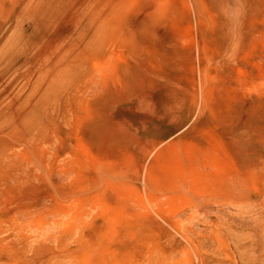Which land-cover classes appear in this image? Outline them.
<instances>
[{
    "label": "rangeland",
    "instance_id": "1",
    "mask_svg": "<svg viewBox=\"0 0 264 264\" xmlns=\"http://www.w3.org/2000/svg\"><path fill=\"white\" fill-rule=\"evenodd\" d=\"M232 1L21 8L41 125L0 148V264H264V0L231 29ZM142 92L170 117L110 133L111 104Z\"/></svg>",
    "mask_w": 264,
    "mask_h": 264
},
{
    "label": "bare ground",
    "instance_id": "2",
    "mask_svg": "<svg viewBox=\"0 0 264 264\" xmlns=\"http://www.w3.org/2000/svg\"><path fill=\"white\" fill-rule=\"evenodd\" d=\"M13 2L16 7L15 12L10 16L8 23L4 24L0 20V123L10 120L15 122L14 131L3 135L0 138V148L7 142L5 136L16 139L22 133L23 127L27 132L34 131L41 125L39 108L41 105L36 100L37 72H36V46L34 41H27L24 49L15 47L18 18L20 10L25 6H33L35 0H0V9L7 3ZM223 1V0H222ZM240 0H233L230 6L221 2L222 11L227 15L229 12L233 18L226 21L227 28H237L234 17L237 16ZM18 8V9H17ZM238 44V43H237ZM235 44V45H237ZM14 45V47H13ZM13 48V49H12ZM237 48V47H234ZM44 107V106H43ZM171 114L165 109L162 101L147 92H142L138 97L130 98L127 104L113 102L110 106L107 128L110 133H115L116 137L129 135L137 128H148L154 126L153 130H158L160 125L155 124L156 119L170 117ZM19 121V122H18ZM18 122V123H17ZM21 125H23L22 128ZM11 131V130H9ZM2 153V150H1ZM177 182L184 183L185 171L183 168L177 169ZM193 185L197 186L201 181V173H196ZM179 185V184H178ZM140 200L144 199L139 192L136 194ZM78 203V201H75ZM78 216V212L73 214V218Z\"/></svg>",
    "mask_w": 264,
    "mask_h": 264
}]
</instances>
